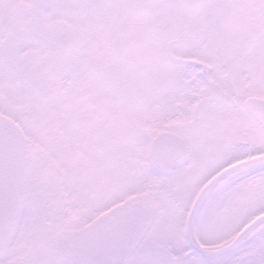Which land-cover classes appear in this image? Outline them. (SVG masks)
<instances>
[{"label":"snow or ice","instance_id":"1","mask_svg":"<svg viewBox=\"0 0 264 264\" xmlns=\"http://www.w3.org/2000/svg\"><path fill=\"white\" fill-rule=\"evenodd\" d=\"M0 264H264V0H0Z\"/></svg>","mask_w":264,"mask_h":264}]
</instances>
